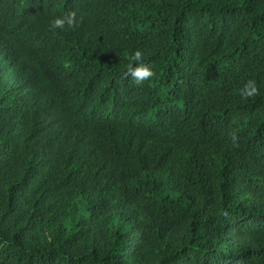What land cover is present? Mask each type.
<instances>
[{
	"label": "trees",
	"instance_id": "obj_1",
	"mask_svg": "<svg viewBox=\"0 0 264 264\" xmlns=\"http://www.w3.org/2000/svg\"><path fill=\"white\" fill-rule=\"evenodd\" d=\"M9 3L30 9L44 78L30 67L0 113V264H264V0ZM73 13L74 28H51ZM136 50L154 72L141 85L127 75ZM249 81L259 94L245 98ZM43 101L61 114L54 130ZM87 101L147 116L134 179L103 157L104 129L90 136L93 158L57 139ZM96 175L107 178L62 201L70 177ZM115 179L134 196L111 201Z\"/></svg>",
	"mask_w": 264,
	"mask_h": 264
},
{
	"label": "clouds",
	"instance_id": "obj_2",
	"mask_svg": "<svg viewBox=\"0 0 264 264\" xmlns=\"http://www.w3.org/2000/svg\"><path fill=\"white\" fill-rule=\"evenodd\" d=\"M29 10L30 9L22 10L19 13L13 14L10 12L9 0H0V113H4L7 107L6 102L14 100L15 103H18L20 100L21 85H24L30 67L33 68L37 80L42 81L44 78V68L34 60V51L39 45V39L41 38L38 34L36 36L24 30L25 24L32 16L28 13ZM76 24L77 21L73 13L55 18L52 21L51 28L53 30H63L65 26L74 28ZM144 57L145 53L143 50H136L131 57V60L135 62L136 66H133L132 63H129L127 66V75L130 76L137 85L143 84L154 75L151 67L143 62ZM258 94L259 89L255 81H249L245 84L244 88L240 90V95L245 98L254 97ZM87 102L92 106L91 109H86L84 111L76 110L75 112L79 127L74 126L72 132L67 135H57V139L60 142L70 141V143L75 146L79 157L84 155L93 158L91 148L93 139L90 141V136L94 130L102 132L104 129L105 133L102 141L104 143L101 149L103 157L107 158L111 164L118 160V162H120V167L129 170V173L125 175L134 179L135 170L141 166L137 142L140 132H142L141 126L147 120V116L144 113L135 111L122 115L117 119V103H107L98 108L93 107L90 101ZM41 105L42 108L49 110L45 122L48 126L54 123V130L60 121L61 114L54 113L53 103L48 101L46 103L43 101ZM176 107L177 106L173 107V109ZM193 111L195 110L189 106L188 114L192 115ZM73 115L74 114L71 115V118ZM50 116H54L55 119L50 120ZM187 132L189 133V130ZM38 139H40V137L29 142L30 145ZM15 146H17V142H14V146L7 145L6 155H8ZM144 153H147V151L144 150L142 156ZM116 169L117 168L111 169V172L116 171ZM62 177H64V175H57L54 178ZM70 178H72V180H69L67 185L75 187L66 189L63 192L62 201L76 188L83 187L86 188L87 191H92L97 182H100L98 184L99 187L101 182L107 177L96 175L83 182L74 177ZM108 186L110 190L109 193L107 192L106 194L111 201L118 202L134 196V190L131 189V185L126 181L115 179L109 182ZM78 199L79 198L74 197V202ZM256 201L257 205H254V208L258 212H264V198H259ZM41 206L42 204L40 202L33 201V208L35 210L40 211ZM112 207L115 209L116 205Z\"/></svg>",
	"mask_w": 264,
	"mask_h": 264
}]
</instances>
